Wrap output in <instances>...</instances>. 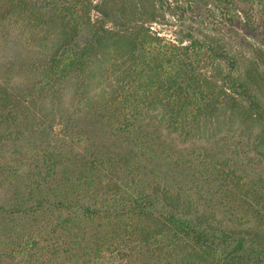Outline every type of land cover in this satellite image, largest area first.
Returning a JSON list of instances; mask_svg holds the SVG:
<instances>
[{"label": "trees", "instance_id": "trees-1", "mask_svg": "<svg viewBox=\"0 0 264 264\" xmlns=\"http://www.w3.org/2000/svg\"><path fill=\"white\" fill-rule=\"evenodd\" d=\"M0 264H264V0H0Z\"/></svg>", "mask_w": 264, "mask_h": 264}, {"label": "rangeland", "instance_id": "rangeland-1", "mask_svg": "<svg viewBox=\"0 0 264 264\" xmlns=\"http://www.w3.org/2000/svg\"><path fill=\"white\" fill-rule=\"evenodd\" d=\"M187 8L188 5L181 4V2L179 5H176V7H173V5L168 7L166 4L163 11V17L161 18L162 25L157 27L160 29V32L173 39L190 29H195L196 32H200L201 34H215L222 39V42L226 45L228 50L232 51L235 55H238L241 65H245L255 58L256 55L254 49L261 41L258 35L248 31L242 24L237 25V33H230L225 28L221 12H216L214 16H212L211 14L209 15V12L202 11L200 19L198 17L196 20H192L187 13L183 11ZM198 9V7H194V10ZM193 146L197 148L201 147L202 144L179 146V148L182 151L184 149L191 150Z\"/></svg>", "mask_w": 264, "mask_h": 264}]
</instances>
